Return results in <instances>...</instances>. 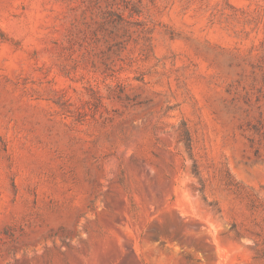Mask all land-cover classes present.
Listing matches in <instances>:
<instances>
[{
  "label": "rangeland",
  "instance_id": "1",
  "mask_svg": "<svg viewBox=\"0 0 264 264\" xmlns=\"http://www.w3.org/2000/svg\"><path fill=\"white\" fill-rule=\"evenodd\" d=\"M0 30V264H264V0H0Z\"/></svg>",
  "mask_w": 264,
  "mask_h": 264
},
{
  "label": "trees",
  "instance_id": "2",
  "mask_svg": "<svg viewBox=\"0 0 264 264\" xmlns=\"http://www.w3.org/2000/svg\"><path fill=\"white\" fill-rule=\"evenodd\" d=\"M0 39H4V34H3V32L1 30H0ZM188 141H189V138L185 134L184 144H185L186 147H188V145H189Z\"/></svg>",
  "mask_w": 264,
  "mask_h": 264
}]
</instances>
